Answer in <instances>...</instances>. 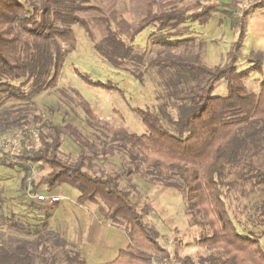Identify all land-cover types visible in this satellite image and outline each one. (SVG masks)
I'll return each mask as SVG.
<instances>
[{
	"label": "trees",
	"instance_id": "1",
	"mask_svg": "<svg viewBox=\"0 0 264 264\" xmlns=\"http://www.w3.org/2000/svg\"><path fill=\"white\" fill-rule=\"evenodd\" d=\"M88 2L0 0V136L29 127L36 131L33 139L24 135V139H32L33 146L21 149L15 163H3L0 152V166L19 173L23 195L33 197L67 183L77 190L78 202L95 204L106 223L122 228L128 244L114 261L105 264H162L173 258L138 211L133 177L151 186L178 190L192 223L201 229L196 242L206 254L195 260L177 257L180 264H264L260 244L264 236V81L257 93L244 83L261 68V61H248L247 68L238 70L239 42L231 47L227 61L213 68L203 65L199 55L146 61L145 53L132 45L139 32L151 27L148 39L157 50H191L195 47L192 39L176 37L187 34L192 22L204 24L214 13L231 19L241 42L246 14L264 8V3L251 4L234 16L238 0L197 3L193 11L162 13L154 12L152 2L127 42L105 17L99 24L104 36L94 42L96 53L115 69L135 76L142 75L144 66L154 68L161 77V91L155 109L134 108L145 128L139 135L102 124L78 99L95 129L104 132L93 133L87 144L73 139L79 152L67 160L59 147L71 126H55L45 120L35 98L56 89L65 57L75 48L72 26L78 25L92 36L78 16L100 12ZM79 77L89 86L116 89L109 82ZM220 81L225 83L226 93L215 96ZM70 134L77 138L75 132ZM114 153L121 155L120 168L105 170L98 162ZM13 216L1 215L0 228L29 237L45 230L44 222L34 231ZM35 240V245L44 248L53 245L50 257L42 259L44 249L38 254L44 264H55L53 256L59 251L62 264H87L67 243L51 240L48 247L44 234ZM29 245L25 240L11 247L0 245V264H35Z\"/></svg>",
	"mask_w": 264,
	"mask_h": 264
},
{
	"label": "rangeland",
	"instance_id": "2",
	"mask_svg": "<svg viewBox=\"0 0 264 264\" xmlns=\"http://www.w3.org/2000/svg\"><path fill=\"white\" fill-rule=\"evenodd\" d=\"M146 1L137 2L142 7L141 3ZM152 1L159 3L156 7L158 13L170 9L193 11L198 8L197 3L214 2V0ZM238 2L239 8L234 16L254 4L253 0H238ZM88 4L96 6L100 12H81L78 16L85 22L92 36L84 28L78 25L72 26L75 48L65 57L56 89L35 98L36 108L43 114L45 120H49L55 126H66V128L71 126L70 129H66V135L59 147L60 155L67 160L73 159L79 152V146L73 139L87 144L88 141L93 140L91 138L93 133L104 132L97 127L95 129L94 122L86 115L78 99L87 105L94 118L102 124H108L112 128H123L129 133L139 135L145 132V128L134 108L155 109L158 102L156 97L161 91L158 85L161 77L154 68L144 66L142 75L135 76L130 71L115 69L94 49V42H99L104 36L99 24L105 17L109 19L114 29L120 31L122 39L128 41L136 25L134 13L127 11L129 7L125 10L121 5L122 0H89ZM256 17L258 18L255 20V25L260 21L264 26L262 10L248 11L244 25ZM261 24L259 23V30ZM191 25L190 30L187 29L189 31L187 34L176 37L192 39V45L195 47L191 50H186L188 47L157 50L153 47L152 40L148 39L153 32L151 27L139 32L133 38L132 45L137 51L145 53L146 61L154 57L174 59L194 58L199 55L203 65L213 68L224 64L232 51L231 47L234 48L239 42L241 48L236 63L238 70L247 68L248 61H261V68L251 73L244 81L250 92L257 93L259 83L264 81V35L257 34L259 31L249 30L250 26H247L246 30L243 25L244 36L240 42V34L231 24V19L220 13L212 14L204 24L192 22ZM79 74L86 75L93 82H109L116 89L106 90L89 86L80 79ZM225 93V83L220 81L215 85L213 94L223 96ZM70 132H75L77 138L75 139L74 134L72 136ZM85 151L86 149L83 150ZM120 159L121 155L118 153L108 154L106 159L98 163L105 170L115 169L120 168ZM123 183L127 182L123 181ZM132 183L137 190L134 199L140 201L137 207L143 214L144 222L154 230L159 244L170 250L178 263L177 257L188 256L195 260L206 254L196 242L201 235V229L192 223L187 214L185 200L178 190L151 186L134 177ZM19 187V173L0 166V216L14 215V220L19 221L24 228L34 231L38 229V224L44 222L45 230L29 237L17 234L4 226L0 228V245L11 247L19 241H27L34 253L35 264H44L42 259L49 253L52 254L53 245L49 249L34 244V241H37L35 238L43 234L48 240L46 246L49 247L51 240L67 243L86 260L87 264L110 263L114 261L119 251L127 246L128 240L123 229L106 223L95 204L78 202V192L69 184L59 183L50 191L40 193L47 197L58 196L60 202L55 205L37 203L33 197L23 195ZM260 244L264 250V236L260 238ZM43 249L45 253L41 255V259L38 254L44 251ZM53 257L55 264H62L60 251Z\"/></svg>",
	"mask_w": 264,
	"mask_h": 264
},
{
	"label": "built area",
	"instance_id": "3",
	"mask_svg": "<svg viewBox=\"0 0 264 264\" xmlns=\"http://www.w3.org/2000/svg\"><path fill=\"white\" fill-rule=\"evenodd\" d=\"M253 5L264 3V0H253ZM241 14V11L238 15ZM28 134L30 138L33 139L36 135L34 127H29L27 129H22L17 132L9 133L0 136V152L2 153V162L5 164H11L16 162V154L23 148L30 149L33 146V141L24 139V135ZM34 201L37 203L55 205L60 202L58 196L47 197L44 194H36L33 196ZM157 264V263H154ZM162 264H180L174 258H171L167 263Z\"/></svg>",
	"mask_w": 264,
	"mask_h": 264
},
{
	"label": "crops",
	"instance_id": "4",
	"mask_svg": "<svg viewBox=\"0 0 264 264\" xmlns=\"http://www.w3.org/2000/svg\"><path fill=\"white\" fill-rule=\"evenodd\" d=\"M138 0H122V6L124 7V9L126 10V9H128V7H129V9L127 10V11H129L130 10V12H132V13H134V19H135V21H134V24H136V23H138L139 21H141L142 19H144L145 17H146V15H147V11H148V6L152 3V2H154L155 4H154V12L155 13H158L157 11H156V7L158 6V2H155V1H152V0H148V1H146V2H144V3H141V4H143L142 5V7H140L139 5H138V2H137ZM172 0H170V2H171ZM174 1H176V0H174ZM214 1H216V0H214ZM127 7V8H126ZM257 10H262L263 12H264V8H258V9H255L254 11H257ZM134 11V12H133ZM237 12V11H236ZM223 16V15H222ZM227 18V17H226ZM258 17H256V18H254V19H252L251 21H249L246 25H244V28L246 27V30H247V28L249 27V30H253L254 32H256V31H259L257 34H261V35H264V26L261 24V22L259 21H257L256 22V25H255V20L257 19ZM137 19V20H136ZM259 23L262 25V27H261V30H259ZM248 26V27H247ZM244 31H245V29H244Z\"/></svg>",
	"mask_w": 264,
	"mask_h": 264
}]
</instances>
